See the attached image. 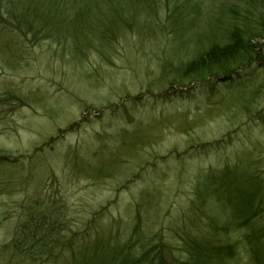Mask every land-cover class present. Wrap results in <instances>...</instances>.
I'll return each mask as SVG.
<instances>
[{
  "label": "rangeland",
  "instance_id": "1",
  "mask_svg": "<svg viewBox=\"0 0 264 264\" xmlns=\"http://www.w3.org/2000/svg\"><path fill=\"white\" fill-rule=\"evenodd\" d=\"M6 2L0 0V21L7 20ZM136 2L124 7L127 23L119 34L78 59L53 40L31 39L27 29L11 28L12 43L7 23H0V264L87 263L83 254L93 239L126 235L147 188L161 190L160 215L148 224L166 242L168 264L186 260L181 231L234 244L237 255L225 264H255L249 248L256 243L264 264V54L234 71L251 73L249 89L263 82L252 107L240 109L230 88L206 97L187 93L194 84L168 85L180 76L181 61L224 42L233 29L263 32L264 0ZM93 6L89 17L98 23L87 19L83 32L114 27L116 14L105 1ZM35 14L40 21L58 16L40 5ZM70 16L73 36V10ZM225 166L259 177L260 208L249 221L235 218L238 193L230 202L219 189L220 206L209 195L197 200L196 186ZM36 213L56 221L67 243L28 259L12 243Z\"/></svg>",
  "mask_w": 264,
  "mask_h": 264
},
{
  "label": "trees",
  "instance_id": "2",
  "mask_svg": "<svg viewBox=\"0 0 264 264\" xmlns=\"http://www.w3.org/2000/svg\"><path fill=\"white\" fill-rule=\"evenodd\" d=\"M104 1L107 5L106 9L116 14L112 20L114 25L112 28L106 29L104 27L100 29L95 27V29L90 28L83 32L86 29V24H90L87 19L90 22L98 23L94 15L95 18L89 17L92 15L89 14L91 9L96 8L93 4L97 0H7L4 5L7 20L3 18L0 23H7V27H9V30L7 29V40L11 42L16 39L15 36H8V31L9 33L12 32L10 31L11 28L21 32L27 29L33 31L30 34L31 39L36 40L42 36L46 40H53L56 42L55 46L58 45L59 51L61 49L66 52L69 51L73 59H78L84 55L90 46H98L97 44H101V41H106L105 38L109 34L110 36L119 34L125 23H127L126 16L122 14L124 7L132 3V5L137 6L136 0H126L128 4L124 6L122 4L117 5V0ZM142 4H145V2L142 1ZM37 5L53 8L55 12H58V16L52 18L45 15V19L42 18V21L36 19L35 7ZM71 9L73 10V20H75L73 36L68 32L69 25L72 22ZM131 18L133 19L132 16ZM0 20H2L1 12ZM78 22L84 24L79 26ZM83 33L86 34V40H83ZM257 33L251 35L248 30L244 32L238 28L233 29L224 42H213L203 49L195 51L194 54L180 62L181 64L176 72L180 76L174 75V79L168 85L185 87V85L194 84L187 93L206 97L214 93L212 91L218 89V87L230 88L235 90L233 93L237 94L236 103L240 109H245L250 103L252 107V100L256 97L259 89L263 87V82L255 83L249 89L248 84L252 82L253 78L250 75L251 73L236 77L234 71L263 58L264 30ZM63 43H65V46ZM246 77L250 78L249 82L240 81V79H247ZM200 83L204 84L201 85ZM206 84L210 88H203ZM220 98L224 101L227 96H221ZM133 139L135 141L137 138L133 135ZM235 170H237L236 167L232 168L230 166H225L220 171L211 170L210 174L215 175L213 177L207 176L205 184L196 186L197 200L204 203L208 197L206 195H209V198H212L220 206L219 189L224 194L228 193L226 197L230 202L232 200L229 195L233 192L238 193L240 198L234 208L235 218L243 217L249 221L259 212L262 185L261 182H258V175H253L254 171L250 170L251 172L236 175ZM97 171L106 172L103 168L96 169ZM216 175L221 177L218 178ZM205 185L209 188H205ZM234 185L237 188L231 191ZM239 187H241V190H239ZM156 192L155 188H147L141 193L142 201H139L137 207L130 212L129 222L131 225L122 239L116 237L93 239L87 245L86 253L83 254L87 263L82 261V264H168L164 255V248L167 249V244L162 239L160 232L154 231L152 224H148L160 215L161 200L159 192ZM198 201L195 202L198 203ZM195 207L197 209V206ZM45 215L36 213L29 216L20 225V229L12 243L13 248L19 252L20 256L28 259L48 257L51 250L61 249L67 243L64 233L58 227V223ZM181 238L185 244L184 256L186 260H177V264H225L226 260L237 255L234 244H218L212 242L207 235L193 236L188 232L181 231ZM255 245L256 243L251 242L249 251L253 262L260 264L258 246Z\"/></svg>",
  "mask_w": 264,
  "mask_h": 264
}]
</instances>
